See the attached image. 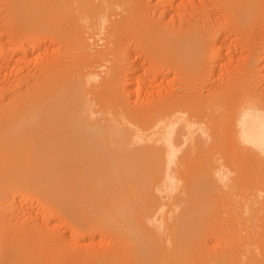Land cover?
I'll return each mask as SVG.
<instances>
[{
    "label": "bare ground",
    "instance_id": "bare-ground-1",
    "mask_svg": "<svg viewBox=\"0 0 264 264\" xmlns=\"http://www.w3.org/2000/svg\"><path fill=\"white\" fill-rule=\"evenodd\" d=\"M81 1L83 25L81 33L82 49L86 50V48L88 47H92L93 49L92 43H94L92 40L88 41L85 39V30H94L98 33L99 36L109 35L111 38L110 45H114V31L106 27V20L108 19L107 15H112L115 17L118 16L123 20L126 16L132 14L134 22L133 20H131L132 18H129L133 23H129L132 26H129L128 24L127 29L129 28L130 31H132L131 34L133 35V38H131V34L130 38L135 41L137 40V42L139 43L138 48L141 47L140 43L141 45H144V42H147V39L149 37H154L159 34L161 35H159L160 41L162 39V36L163 38L169 39H162L161 43L164 42L166 44L167 41L170 43V39L174 38V43H176L177 41H182L181 43L184 46L186 44H190L188 46H191L192 49L188 50L189 48H187V50L189 52L192 51V53H190L193 54V56H190L193 58V60L189 63V65H185L187 67L183 68L182 71L184 72V70H186L184 73L186 74V72L189 70H192L191 72L195 70L193 72L194 74L188 72L189 74H191L189 76H192V74L194 75V77L196 76L195 81H197V79L199 78H202H197V75H195L196 70H201L200 68L205 70L209 69L208 71L211 73L210 70L214 66V69L217 68L216 64L222 50L226 49L230 51L236 48L234 46H237V43L239 42L237 41V45H234V40H236L234 38H236V36H242L244 38L248 36L250 37V35H252L253 37V35H257V31H260L258 30L259 26H257L256 29L255 24L258 25L259 21L261 23V20L262 23L264 22L262 19L264 18V16L262 18L259 17L263 13L262 9H264V0H180L179 3L176 0V3H178L177 5L181 7L180 9H178L179 12L177 11V13L180 14L178 16H181V13H183V15L184 13L186 14V17L184 15V18H182L183 16L181 18L179 17V23L177 26L174 23L178 22V20H173V17L176 16L177 13L172 14V12H174L172 10L174 9L175 0L155 1V5L159 8L162 5V10L158 9L160 11L159 13L161 14L156 11L159 14V18H153V20H155L156 18L158 19L156 25L154 23H152L154 25L148 24L149 20L151 22L152 18L150 15L154 12L153 10H156L155 8H151L153 10L149 9L150 18H147V15L144 14V10L141 11L143 12L141 14V6L137 4L139 3V1L143 0H139L138 3L136 2L137 0ZM127 3H131L132 6H129V8L120 7V4H123L124 6ZM144 3L141 2V5L143 4V6H145L146 8L148 5H144ZM70 6L71 5L69 4L68 0H0V264H55L54 262L57 258L53 257H58L59 259H61V264L62 262L63 264H83L82 262L87 264H264V223L263 225L262 223H260L264 218L262 219V221H259V218L257 220L256 216H254V209L256 208H252V206L258 204V201L246 200L248 197L245 198V195L243 194L244 199L241 200H245L246 202H242L240 200L242 202V205L240 206V208L239 206L237 207V214L235 212L232 213V208H230L231 206H228L230 204L229 201L234 200L235 202V199H237L236 195L233 194V186L230 187L234 183V177L232 179L231 185L228 186L231 177L230 175L233 174L232 170H229L230 167L232 168V164L230 163L231 159L238 157V161L239 159L243 160L241 161L242 163L248 161L250 162V164H248L247 162L246 163L249 166L253 164L258 168L259 165H261L262 167V164L264 163V93L262 94L264 90L262 89V92L259 91L260 87L257 86L260 85V83H264V74L261 73L263 78L260 79L261 81L258 79L260 81L259 83L257 80L258 84L254 83L256 82L254 81V76L259 72V70L258 72L255 70L257 69L256 66L261 65L262 68H260L259 66L258 67L262 71L264 70V59H261L260 56V59H255V57L258 56L256 54H261V52L264 50V44L263 50L261 52L258 51V53H256V47H260V45L255 46L256 44L254 43L255 45L250 46L251 49L249 47H246L247 49H249L248 51L251 50L252 53H255V56H253L254 54H252L251 51L249 52L252 54L250 55L251 58L253 56L254 59L252 58L251 62H248L249 65L246 63L248 66H246L245 64V66L249 67L250 69H248V75L252 74L253 77H251V83L243 79V84L239 83L240 85H236L235 79L238 72L233 68L231 71H229L230 69H225V71H228L226 72V74H224L225 76L222 74L228 80H226V78L216 72L219 77L221 76L220 78L222 81H227L223 88L222 85H220L221 83L218 84V87L221 86L223 90L224 88H227V91L232 94L230 96H236L234 97L235 99L238 96L239 102L238 98L237 100H234V98L231 97V100L233 99L234 101H236V104L238 102L239 107L238 104L237 106L231 105L235 102H229L230 100L228 95H225V98L228 97V103L231 104L228 105V103H226V99V101L222 103L220 98H218L219 96L216 94L218 93L217 89L219 88L213 89L216 92L214 93V95L216 94L218 96H216V98H211L212 96L210 94L213 93V90L211 88L210 89L212 91L209 89L208 91L207 89H204V91H207L205 92V98L206 93L208 95V92L211 91L209 93L210 96H207L208 98H206L209 100L211 98V100H207L208 102H206L204 101L206 99L199 98L201 95V91L203 90V87L201 86L202 90L198 88L199 91H201L198 92L200 95L198 94L197 96L199 97L197 98L196 95H193L194 93L197 94V91L194 90L198 86L195 85V87L197 86L196 88H191L190 86V88L192 89L191 92L190 90L187 91L191 93L190 95L185 90L186 93L184 94V97L182 95L183 99H180L178 96L177 99L179 98V100H176V93L173 92V94L175 93V95L172 96L175 98V101L172 97L171 98L173 99V101H171V99H169L170 96L169 98L166 97L170 93H166V95H164L165 93H162V96L164 95L165 98L170 100L171 102L168 101V103L166 104V101L164 100L165 103H162V111H159L160 113H158L157 115H152L148 112L149 109L147 108V106H149V104H141L142 101L143 103H146V101L144 100H148L149 98L150 99L147 102L151 100V103L153 104V96L155 94L152 95V93H150L151 91L147 90L150 87V84L147 85L149 86L147 89L145 88L148 91L147 92L145 90V94H151V97L149 95V98H147L148 96L145 95V98H143L144 96H141L142 100L140 101V99H134L132 100L134 103H129L128 100L131 98L130 96H132L133 92H135L134 95L144 92L143 87H145L146 85H143V87L139 89V85H142V76L146 78H143L145 82L147 80V77L150 79L153 78L154 80L158 78L155 76V78L153 77V73L155 72H151L153 69L150 68L151 71H149L152 74H149L147 72V69L149 67L147 69H143L142 67L144 66H142L141 68L143 70L141 69V71L143 73L145 70V74L147 73L150 76L144 75V73H141V75H139L140 72L137 71L140 69H138L137 66H140V64L143 65V63L145 64L146 59L148 60L146 64L147 66L149 65V62H151V59H155V55L153 54V52L150 54L153 57H150V60L148 57L145 58V56H147L148 54L146 55L143 52L145 56L143 55V57H140L144 58L143 60L141 59L143 62L141 61V63L137 66L135 64L137 61L135 59L134 61H132L135 55H133V57L131 55L129 58L130 60H128L129 62L132 61L133 64H135V66L133 67L135 69L137 67V70H135L134 68H129L130 66L132 67V65H129L130 63L127 66L124 64L125 67L129 66L128 68L124 67V69H128L127 72L129 76H127V72L121 73V67L123 65H120V63H122V61L118 60L117 62L113 57L115 55L114 54L113 56H111V59L114 58L116 62L112 64L113 66L110 65V67L112 66V68H110L109 70L110 72H107L109 69L108 68L106 69L107 71L105 70L106 73L103 74L104 70L103 68L101 69L103 70L101 71L102 74L105 76L103 78L104 80L101 81L99 74L97 75L91 72H86L84 74L81 72L80 67H78L77 65H73L74 62H72V67L70 65L71 62L64 63V61L66 62V57L64 58L62 65L68 64L64 65L65 69L68 68L67 66H70L71 68L69 69V71L67 70L68 74L65 73L64 75V73H62V69L64 68L59 66V64L61 65V60L59 61L58 58L55 57L56 53L55 55H53L54 53H51L53 56H51L50 53L49 55L46 53V46L48 47L49 45H46L45 48H43V44L45 45L43 41L46 38L48 39L51 37H54V39H56L55 36L59 37L62 35L64 29L67 28V25H69V20L72 16V11L70 12ZM77 6H79V4ZM163 6L166 7L164 11ZM149 7H151V5ZM114 9L119 10V13L114 14ZM181 9L183 10V12L181 11ZM130 10L133 11L131 12ZM147 10L148 9H145L146 12ZM151 11L153 12L151 13ZM170 11L171 13H167ZM155 13L153 14V16H155ZM75 14L79 15L80 12H77ZM166 14H171L172 18L170 17L169 19ZM142 15H145L146 19H149L147 20L148 23H146L147 21L142 20ZM262 15H264V13ZM165 16L170 20L169 22L168 19H166L165 22L163 20L164 23L167 22V25L161 23L162 18H166ZM73 18L74 17H72L71 22H73ZM257 18H260L261 20H257ZM168 23H170L171 25H168ZM70 27H68V29H70ZM72 28L73 27H71V30H73ZM123 28L124 27H122V29ZM83 29L85 30L83 31ZM122 29H120L119 31H121ZM74 33H76V31ZM231 34L233 35V39L231 38ZM121 35H123L122 32ZM124 36L126 35H123L122 37ZM61 37L63 38V35ZM61 37H59V39ZM95 37L97 36L95 35ZM126 37L124 38L127 41L129 39V34L128 37ZM71 38L72 37H70L69 39ZM91 38L92 37H90V39ZM155 38H157V36L154 37V39ZM87 39L89 38L87 37ZM99 39L97 40V42H103V40ZM117 39L116 41L120 44L119 41H122V39ZM131 39L129 40L133 41ZM238 39L240 38H237V40ZM50 40H47L48 44H50ZM54 41L56 42L57 39ZM65 41L66 39L64 40V42ZM70 41L66 42L71 44ZM124 41L125 40L121 42L120 46L125 45L122 44L126 42ZM260 41L259 43H261ZM59 42H57V44ZM66 42L62 43L65 44V47L68 44ZM74 43H77V41H75ZM79 43H77L78 45H73V47L79 46ZM154 43L155 46L158 44L156 42ZM174 43V48L175 46L181 45V43H176L177 45ZM57 44L52 45L53 49L51 48V45L49 46L50 48H48L54 51V48H56V46L58 47L59 45ZM134 44L135 42L132 44V46H134ZM147 44H149V42ZM165 44H158V46H160V48L164 47L162 49L168 50V47L170 48L171 46L166 44L168 46L166 48ZM70 46L72 45H67L68 48H70ZM96 46H98L97 43ZM150 46L152 45H149V47ZM144 47H142V50H144ZM60 48H58L61 50V52L59 51V54L62 55V49L64 48ZM49 49L47 50L49 51ZM65 49L67 50V52L69 51V53L70 50H74L73 52H71V57L67 56L68 58H70L69 60L72 59V53L74 52V55H76V57L77 55L81 54L80 56H82V53H86H80L79 51H77L78 54H76L74 48L70 50H68L67 48ZM105 49H108V47ZM109 49L111 50V48ZM114 49L116 50L115 47ZM122 49L123 51H121ZM134 49L132 51V49L130 48L133 53L137 51L136 49L134 51ZM148 49L151 48H147V50ZM158 49L156 48V51L162 53L158 54V52H156V59L154 63H156L157 59L161 62L163 61V59L165 60V58L160 60L161 56L166 57V60L168 59L167 63L168 61H178L179 58L182 59L184 58V56H188L187 53L186 55H184V52L181 51L183 54L178 52V50H180L181 48H175L177 49L176 51L178 53L176 55H183L182 57L176 56V58L173 57L176 53L175 49H172V54L170 49L169 52H165L164 50L161 51L162 49ZM112 50L111 52L114 51ZM121 50L119 51V54L120 52L123 53L124 50H126L125 52H127L128 48H121ZM153 50L154 49H152V51ZM65 52V55H69V53L66 54ZM97 52H95V54ZM101 52L103 54V51ZM163 53L165 54V56L162 55ZM34 54H39L36 55V58L38 56L37 59L33 58V60L36 61H32L31 58H28V56L30 55H32L33 57ZM59 54H57V56H59ZM127 54L128 53H125L123 56H125L126 58L131 53L128 55ZM157 54L160 57L157 56ZM91 55L93 56V53H91ZM120 55L122 58V54ZM137 55L138 54H136V56ZM86 56H88V54ZM76 57L74 60L77 61L79 58L76 59ZM170 57L172 59L169 60ZM26 58L31 60L32 65L34 64L35 68L31 66V68H34L33 71H28L27 69L25 71L21 67V69L19 68L18 63L26 61ZM61 58L62 56L59 59ZM262 58H264V56ZM73 59L72 61H74ZM101 59V61H104L103 59H105V57ZM83 60H85V57L83 58ZM108 60H106V62ZM114 60L109 61L113 62ZM220 60L221 58L219 59V61ZM237 60H235V62ZM92 61H90V64H92ZM193 61L196 63V65L195 63H193ZM126 62L128 61L126 60ZM28 63L30 64L29 61ZM99 63L103 64V62L100 61ZM177 63H184V61H178ZM177 63L176 65H178ZM27 64L26 66L29 65ZM87 64L89 65V63ZM98 64L96 63V65ZM159 64L162 67V64L160 62ZM190 64L192 65V67L195 65L197 69H189V66L191 67ZM78 65H80V62L78 63ZM107 65L108 63L106 64V66ZM146 65L145 68L147 67ZM165 65L166 66L163 67L164 69L165 67L168 68V66H170L173 70L175 68V64L174 66L171 64L167 66V64L165 63ZM210 65H213L211 69ZM226 65L228 67V64ZM237 65L238 64H236L234 68H236ZM24 66L22 65V67ZM99 66H95L94 68H97ZM153 67L154 65L152 66V68ZM31 68L29 65V69ZM163 68L162 70L158 69L159 72L162 71L160 74L164 73ZM83 69L89 70L86 66ZM154 69L156 70V68ZM214 69H212V71L215 73ZM218 69L219 70L216 69V71L224 73L223 70H221L220 68ZM85 70H83V72ZM129 70H134L133 72H136V74L138 73V75L141 77L137 75L139 78H135L137 76L133 75V73L129 74ZM93 71L95 72V70ZM208 71L206 72V74L204 71V74L207 76V78H210V75L212 73L210 74ZM166 72L168 71L166 70ZM183 72L180 73L182 76ZM160 74L155 75L159 76ZM196 74L199 75V71H197ZM122 75L127 77L124 79ZM205 75L203 77H205ZM130 76H135L133 83L138 88L136 86L134 87L133 83L130 82L133 80V78ZM200 76L202 75L200 74ZM214 76L216 75L214 74ZM262 76H260V78ZM120 77L123 78L125 83L123 84L122 80V82L119 81L118 83L120 84V87L117 84L113 85L115 80H121ZM219 77H215L213 79L217 80L216 82H218ZM222 77L224 78V80ZM161 78L165 79L167 77ZM181 78H183V80L187 78L186 80L189 81L188 79L191 80L193 77L189 78L185 77L184 75ZM211 78L210 82L212 83ZM246 78L249 79V77ZM204 80L205 84L207 85L206 79ZM221 80L219 82H222ZM239 80L241 81L242 79H237L238 82ZM129 82L133 86L128 85L130 86L128 88L127 84H129ZM201 82V85H204L203 78ZM121 83L123 85H126V88H128L127 91L124 92L126 88L123 87V89H125L124 91L122 90V93L127 94L130 88L137 89V91L132 90L133 92H131V95L120 94L118 91L120 90L121 92V89H119L121 88ZM148 83L151 82L148 81ZM213 83H215L214 80ZM93 84H97V87L95 85V87H92ZM216 85L217 83L214 84L215 88L217 87ZM117 86L119 87L117 88L118 91L117 89L113 90V87L116 88ZM222 89L219 90L222 91ZM115 90L118 92V94H116L117 92ZM138 90H140V92ZM113 91H115V93ZM180 91L182 92V89ZM192 91H194L193 94ZM228 92L226 93L228 94ZM111 93H114L116 95L111 96ZM219 94H221L220 96L223 95V97L221 98L224 99V94L220 93V91ZM186 95L189 96L188 98L193 95L192 98L194 100H192L191 98L189 100L185 97ZM128 96L130 97L129 99ZM159 96H161V93L155 96L156 98L154 101H159V106H161L160 100L162 99V96L158 99ZM165 98L163 97V99ZM197 99H201L200 102L203 99L204 103H199V100L197 101ZM221 103L222 105L225 103V105L221 107ZM96 104L98 106L102 104V106H100L101 110L103 109V107L106 109L104 118L97 117L99 112L96 113V111H92V106ZM226 105L227 107L229 106V109L231 107H233V109L237 107L238 110L234 109L235 111H233L232 113H228L230 112V110L228 109L229 111H226L227 108H223ZM154 106H156V108ZM154 106H151V110L153 108L155 112L158 111L156 109L159 106L156 104H154ZM220 107L225 110L224 111L222 109L224 113L223 115L225 116L224 118H222L223 116H216V112L218 111V109L220 110ZM225 112L227 114H225ZM222 133H226L231 138L230 142L228 137V142L230 143V145L232 144V147L234 149H237V151H239V149H244L246 152H235L236 150H231L233 148H231V146L229 147V145V154H226V152H224V148L223 151L219 149L220 142L221 144H224V142L222 143V141H220V137L223 136L221 135ZM224 141H227L226 138ZM228 142L224 145L226 146ZM230 150L233 152V156L235 152V157L232 158ZM181 153L183 156H181ZM188 158L189 160L191 159V162L195 158L194 160L197 166V169H195L196 171L189 172L190 175L186 173V171H183L187 169V167H185L186 164H188L187 162H189L190 164V161H187ZM185 159L187 160L185 161ZM224 161L225 163L228 161V163L231 164L229 165V168H227V166L224 164ZM242 163L240 164L242 165ZM234 164H236L234 166H237L236 162ZM194 166L195 165H191V167L193 168ZM249 166L248 169H250ZM252 170L254 169L252 168ZM240 171L241 170H239V173ZM235 172L237 173V171H234V174H236ZM256 172H254L256 181H253L254 178H252L253 183L258 182L256 178ZM193 173H196V175L194 174L195 176H191V174ZM247 174H249L248 171ZM247 174H245L244 172L243 176H247ZM249 175L245 177L246 180L241 179L242 181H247L246 184L252 183L251 180H248ZM261 176L264 177V175L262 174ZM55 177L60 185L59 194L56 195V201L58 202L50 203L49 206H52L53 204V206L59 207L66 214L75 213V215L78 217L77 219L79 220V223L84 227V233L82 231H79L74 226H69V230H65L64 232L61 231L60 226L66 223L63 222L64 220H61V217L50 211L51 209L48 207V205H46V203L44 204V202L41 203L38 201V210H36L32 205V201L36 196L46 198L42 188V184L45 180ZM190 177L193 178L188 181ZM239 177L238 179L240 180ZM40 180L43 181L41 183H38V181L40 182ZM262 184L260 181L259 185ZM250 186L251 184L249 185V187ZM253 187H256L255 183ZM259 187L257 186L256 190H258ZM243 188L245 187L243 186ZM254 188L253 191H255L256 193L257 191ZM245 189L243 191H245ZM248 190L250 191V189ZM248 190L245 192H248ZM263 191L264 190H262V192ZM251 194L253 195V192H251ZM256 194H254L253 196H255ZM259 194H261V191H259ZM247 195L250 194L248 193ZM225 201L229 204H226ZM237 201V204L238 202L240 203V201ZM191 203L194 204L195 209H188ZM76 204H78L79 207L81 206V209H78L79 211L76 209ZM235 204L232 203V206H234ZM236 206H234L233 208H235ZM18 207H21L20 210L24 208L26 212L24 210L23 212L26 213V216L29 217V219L31 218L34 220L33 226L31 228L24 226V224L18 228L11 227V225L7 224L6 213L8 215V212H15ZM191 210H193V213H191V215L195 214V216L193 215V217L196 218L195 219L192 217V219L198 221L197 224L200 225L199 228H195V230L194 228L189 229L194 227L192 225L196 222L192 221L193 223L191 222L190 224H188V221H191L188 218V214L191 212ZM187 211H189V213ZM182 212L184 213V215L182 214ZM38 213L41 214V217H37ZM262 213L258 214L260 215ZM222 216H230V221L224 223L225 221H228L229 218L226 217L228 220L226 218L225 220L224 217L222 218ZM22 217V219H24L25 216ZM222 219H224L225 221H223ZM243 219H245V221ZM184 222L186 224H184ZM50 223H53V225L51 226ZM204 223L205 226H203ZM206 223H211L212 230L209 229L210 231L208 230V233L202 232L204 234L199 232V234L206 236V234L208 235L209 232L215 231L219 235L221 234V237L222 235H224L225 237H223L227 239L220 238L219 241H223L225 242V244L228 243V248L225 247L224 249H222L224 246L222 247V244L218 242L220 246L219 247L218 244H216L217 237L216 239H214L215 237L213 238V240L216 241V246L215 244H211L210 240H208L210 244L208 241H204L206 240V237H213V235L215 236V234L217 233H212V235L209 234L206 237L204 236V240L202 239L204 242H202V244H199L202 240H199L200 236L195 231H200L198 229H202L203 231L204 229L205 232H207ZM244 224H246L245 229H243ZM196 225L195 227H197ZM202 226L204 228H202ZM208 227L210 228V226ZM183 230H186L188 234L186 233V231L184 232L186 234H183ZM188 230L192 232V234L188 232ZM45 231L47 232V234L51 233V235L49 234L51 238H49L47 234H45ZM218 234L217 236L219 237ZM192 235H198L199 237H197L199 239L195 240L196 237ZM95 236L96 238L97 236H99L101 240L103 239L102 242L106 237V244L111 238L112 240L110 239L109 241L113 242V247L109 246V248L111 247L110 250H107L108 248H104L105 252L103 251V249H101V251L103 252L96 251L95 253H93L94 251L91 250L92 253L90 254L88 251H86V248L84 253L86 252L88 254H82L83 256L81 257V262H79L80 257L76 256H80L83 251L79 249L82 251H78L80 252V254L76 251L77 244H75L76 242L74 243V240H93L92 243H94V240L96 239ZM107 236L110 238H108ZM190 236L191 238H188ZM53 237L55 238V242L51 240L53 239ZM212 237L210 238L213 243ZM41 239L43 240L41 241ZM48 239L51 241H49ZM46 240H48L47 242L54 243V246L53 244L49 243L48 247L50 248H48ZM71 242L74 244L75 250ZM65 243H70L68 244L69 247L72 245V248L70 247V249H73L77 253L75 254L73 250V252H70L71 250L69 251L68 246H65ZM205 243H207V246H210L209 248L213 247L212 251L211 249L206 250L202 248ZM198 244L202 245L200 247L202 251H211H208L209 255H212L211 257L209 256L210 258L208 257L209 259H207L206 256L205 258L203 257L204 259H202V256H204V254L207 252H197L199 251L196 249L199 248ZM50 245H52L54 248ZM217 246L219 248H217ZM79 247L81 248L82 246L79 245L78 248ZM214 248H217L215 249V251L217 250L216 252L213 251ZM220 248L223 251H219ZM192 250L193 252L196 251L194 253H199L198 255H200L201 253L203 254H201L202 256L198 257L200 258L199 261H197V258H195L197 254L194 256ZM62 251H66V255H68V251L70 253L69 255L73 253V255H76L75 257H73L78 258V260L74 259L72 260L73 262H71L70 259L72 258L70 257L72 256L66 257L65 255H63L64 252ZM59 256H62L64 259H62V257L60 258ZM64 256L66 258H69L70 263L65 261ZM51 259L53 260V262H51Z\"/></svg>",
    "mask_w": 264,
    "mask_h": 264
},
{
    "label": "rangeland",
    "instance_id": "rangeland-1",
    "mask_svg": "<svg viewBox=\"0 0 264 264\" xmlns=\"http://www.w3.org/2000/svg\"><path fill=\"white\" fill-rule=\"evenodd\" d=\"M76 1H77V0H68L69 4L71 5V6H70V12L72 11V12H71L72 16L70 17L69 25H67V28H65L64 31H63V33H62L63 38L61 37L62 35L59 36V37L62 38V39L60 38V39H61V40H60L58 36H55V35H54V36L56 37V39H57L56 42L54 41V40H56V39H54V37H53V38L51 37V38H48V39L46 38V39L44 40L45 42L43 41V43H45V45L42 43V44H43V48H45L46 45H49V46L51 45V48H52V45L57 44V42H59V41L61 42V44H60V42L58 43L59 45L57 44L58 47L55 45L56 48H54V49L57 50V51H55V50L53 51V50L49 49V48H50L49 46H48L49 48L46 46L45 51H47L46 53H47L48 55H49V53H50L51 56L55 55V53H56L55 57H57L59 61L61 60V61H60V62H61V65L58 63L59 66H61V67L64 68V69L60 68V69L63 70L62 73H64V75H65V73L68 74L69 69L72 67V62H74L73 65H77L78 67H80L81 72L84 73V74H85L86 72H91V73H94V74H97V75L99 74V75H100V76H99V77H100V81H101V80H104L103 78H104L105 76H104L103 74L106 73V71H107L106 69L109 68L107 72H110L109 70H110V68H112V66H113L112 64H113L114 62H116V61L118 62V60H119V61H122V63H120V65H121V64L123 65V66L121 67V69H122L121 73H125V72H127V70H128V69H124L125 65L127 66V65L130 63L129 65H132V67H131V66H130V67L128 66V67L133 69V68H134L133 66H135V64H136V66H137V65H139V64L141 63V61L144 59V58H140V57H143V55H144L143 52H144L146 55L148 54L147 56H145V55H144V56H145V58L148 57L149 60L151 59L150 57H152L150 54L153 52V54L155 55L154 57H155V59H156V52H158V51H156V48H157V49H158V47H159V49L164 48V47H161V48H160V46H158V44H160V45H161V44H165L164 42L161 43V42H162V39H164V40H169V39H167V38H163V36H162V39H161V41H160V40H159V38H160V36H161L160 34H159L160 36H159V35H156L157 38H155V39H154V37H156V36H154V37L151 36V37H149V38L147 39V40H148L147 42H144V45H141V43H140V46H141V47L138 48L139 43L137 42V40L135 41V40L131 39V38H133V35L131 34L132 31H130L129 28L127 29L128 24H129V23L131 24V23L134 22V18H133V16H132V14L129 15V16H126L123 20H122L121 18H119L118 16L115 17V16H112V15H110V16L107 15L108 19L106 20V25H107L106 27H108V28H110L111 30L114 31V32H113V31H112V32L114 33V45H115V46H114V45H110V43H111V41H110L111 38H110L109 35L99 36L98 33H97L96 31H94V30H87V31H86L85 29H83V31L85 30V31H84V33H85L84 37L86 36L85 39L88 40V41H91V40H92V41L94 42V43H92V45H93V49H92V47H90L91 49L88 47V44H90V43H88V44H87V47H88V48H86V50H84V49H82V44H81V43H82V38H81V37H82V34H81V33H82V26H83V25H82V9H81V7H82V6H81V5H82L81 2H82V1H81V0H78L77 2H76ZM138 1H139V0H137L136 2L138 3ZM150 1H151V2H150ZM155 1H158V0H149V1L143 0V1H139V3L137 4V5L141 6V7H140V9H141L140 12L144 10V12H145L144 14L147 15V18H150V16H151L152 19H151V22H150L149 19H146V16H145V15H142V16H143V17H142V20H143V21H147V20H149V23H148V21L146 22V23H148L149 25H151L152 23H154V24L156 25L158 19L156 18L155 20H153V18H155V17H158V18H159V14H161V13H159V12H160L159 10H162V7H161L162 5H161L160 8H159L158 6L155 5V4H156ZM177 1H178V3L180 2V0H177ZM177 1L175 0V3H176ZM141 2H142V3L146 2V3H144V5H146V6L148 5V6H147L148 8H147V7L145 8V6H143V4L141 5ZM152 3H153V4H152ZM175 3H174V9L172 10V11H174V12H172V14H173V13L176 14L177 11H178V9L181 8V7H179V6L177 5L178 3H176V4H175ZM78 4H79V6H77ZM74 5H75V6H74ZM120 5H121V6H120ZM120 5H119L120 7H124V8H127V7L129 8V6H132L131 3H127V4H125L124 6H123V4H120ZM150 5H151V7H149ZM153 5H154V6H153ZM176 5H177V6H176ZM157 7H158V8H157ZM79 8H80V9H79ZM143 8L148 9L147 12H146L145 9H143ZM151 8H155L156 10H153V9H151ZM165 8H166V7L163 6V11L165 10ZM176 8H177V9H176ZM149 9H151V10L154 11V12L151 11V13H152V12H153V13H152L150 16H149V14H150ZM158 9H159V10H158ZM262 10H263L262 12L264 13V9H262ZM76 11H77V12H80V14H79V15H78V14H75V13H77ZM130 11L132 12L133 10H130ZM156 11H157L159 14H158ZM181 11L183 12L182 9H181ZM73 12H75V13H73ZM155 12H156L157 14H156ZM178 12H179V11H178ZM115 13L118 14V13H119V10L114 9V14H115ZM142 13H143V12H141V14H142ZM154 13H155V16H153ZM167 13H171V11H170V12H167ZM263 13H262V14H263ZM141 14H140V16H141ZM175 14H174V15H175ZM262 14H261V15H262ZM168 15H169V16H168ZM168 15L166 14V16H167L169 19H170V17L172 18V15H171V14H168ZM178 15H180V14L177 13L176 16L173 17V20H174V21H177V20H178V22L174 23V24H176V26H177L178 23H179V17L181 18V17L183 16L182 18H184V15H185V17H186V14H185V13H184V15H183V13H181V16H178ZM261 15L259 16L260 18H262V17L264 16V15H262V16H261ZM130 16H131V17H130ZM166 16H165V17H166ZM177 16H178V18H177ZM72 17H74V18H73L74 20H72L73 22H71ZM167 17H166L165 19L162 18V20H161V23H162V24L165 22L166 19H168ZM127 18H128V19H127ZM129 18H132L131 20H133V22H131V20H130ZM143 18H144V19H143ZM176 18H177V19H176ZM260 18H259V19L257 18V20H261ZM169 19H168V22L170 21ZM262 19H263V21H264V18H262ZM124 20H126V21H124ZM163 20H164V22H163ZM152 21H154V22H152ZM124 22H125V23H124ZM127 22H128V23H127ZM256 22H257V21H256ZM256 22H255V23H256ZM71 23H72V24H71ZM257 23H258V22H257ZM117 24H118V25H117ZM124 24H125V25H124ZM130 24H129V26H132V25H130ZM154 24H152V25H154ZM169 24H170V23H168V25H169ZM262 24H263V25H262ZM121 25H123V26H121ZM164 25H167V22L164 23ZM170 25H171V24H170ZM255 25H256V29H257V26H259V27H258V28H259L258 30H260V31H257V35H258V36H261V37H258L256 34L253 35V37H252V35H250V37L248 36V37H244V38H243L242 36H236V38H234V39H236V40H234L235 43H234V41H233L234 45L237 43V41H239V42L237 43L238 45L236 44L237 46H234V47H236V48H235V49H232V50H230V51H229V50H226V49H223L222 52L220 53V54L223 55V56H221V55L219 56L218 61H217V64H216V67H217L216 69L219 70L218 68H220L221 70L224 71V73H220V72L216 71V69H214L215 66L213 67V65H212V66L210 65V69L213 67L212 69L215 70V73L212 71V69L210 70L212 74L208 71L209 69H207L206 67H205V68H206L207 70L202 69V68H200L201 70H199V69L196 70V73H197V71H199V75L196 74V73H195V75H197V78H199V77H202V78H203L204 85H201V83H203V82H201V81H202V78H199V79H197V81H195V79H196L195 77H196V76L194 77V75H193L194 73H193V72L195 71L194 69H197V68H196V66H195L196 63H195L194 61H193V63H195V65L193 66L194 68L192 67L191 64H190L191 67L189 66V69H193V70H194L193 72H191L192 70H191V71L189 70V71L186 72V74H184L186 70H184V72L182 71L183 68H186V67H187V66H185V65H189V63L193 60V58L191 57V56H193V54H191L192 51H190L191 53L188 51V50H191V49H192L191 46H190V47L188 46V45H190V44H186V45L184 46V45L181 43L182 41H179V42L177 41V42H176V43H179V44L181 43V45H178L179 47H178V46H175V48H177V49H180V48H181L180 50H178V52H180L181 54H183L182 52H184V55H186V53H187L188 56H184V58H182V59H184V60H182L181 58H179V60H178L179 62H180V61H182V62L184 61V63H180L181 65H180L179 63H177V62H178L177 60H174V61H177V62H174L173 60H171V61H173V62L168 61V63L171 62V63H169V64H171V65H173V66H174V64H175V66H174V67H175L174 70L171 69L170 66H168V65H169V64L167 63V60H168V59L166 60V57H162V56H161V58H160V60L163 59V58H165V60L163 59L164 63H163V61L161 62V61H159L158 59H157L158 61L156 60V63H154V62H155V59H154V60L151 59V62H149V65H148V66L146 65L147 62H148V60L146 59V60H145V61H146L145 64L143 63V65L140 64V66H137L138 69L140 68L139 70H137V67H136V69L134 68L135 70H137L138 72H140L139 75H141V73H142V71H141L142 68H143V69H147L148 67H149L148 69H150V68L153 69L152 71H151V69H150V70L147 69V72H148L149 74H152L153 71H155L154 73H155L156 75H157V74H160L162 71L159 72V70H162V68H163L164 66H166L165 63H166L167 66H168V68L165 67V69L167 68L166 70H167L168 72H166V70L163 68V70H164V71H163V72H164L163 74H160L159 76H156V75L153 73V77H154V76H155V77H158L156 80H154L153 78L150 79V78H148V77L146 76V77H147V80H146V82H145L144 79H143V78H145L144 76L141 77V76L138 75V73L136 74V72H133L134 70H133V71L129 70V72H130L129 74H132V73H133V75H135V76L138 75L139 77L142 78V79L140 78L141 81H142V85H139V86H140L139 89H141V87H143V85H146V86L143 87L144 90L142 89L144 92H141V93H140V94H142V95H140L139 93H137V94L134 95L135 92H133V91H135V90L137 91V89H132V88H130L131 90L129 89V92H127V94H128V95H131V92H133V93H132V96H130L131 98L128 96V99L130 98V99L128 100V102H129V103H132V102H133L132 100H134V99H136V100H139V99H140V101H141V100H142V97H143L144 95H145V96H148V95H149V94H148V95L145 94V92H146L147 90L151 91L150 93H152V95L155 94V95L153 96V97H154V100H155V98H156L155 96L159 95L160 93H161V96H162V93H163V94L165 93L164 95H166V93H170V94L172 93L171 95H170V94H169V95L167 94L168 96H166V97H168V98H169V96H170L169 99H171V101H173L172 98H174L172 95H175V93H176V95H177L178 93L181 94V93L183 92V90H184V92H183L181 95H179V94H178L177 96L175 95L176 100H179V98H180V99H183L184 94H185L187 91H189V90H190V92H191V90H192L191 88H193V87H195V85H197L198 87L196 86L197 88L195 87L196 89H195V90L193 89L194 91H197V94H195L194 91H192V94L194 93L193 95H196V96H197V95L199 94L198 92H200V91L202 90L201 88L203 87V90L201 91V95L199 94L200 97L197 96V98L199 97V98H204V99H206V98H208L207 96H210V95L212 96L211 98H216V96L218 95L219 97H218V96H217V97L220 98L221 102L223 103V102H225V101L227 100V98L229 97V100H230V101L227 100L226 103H228V101H229V102L233 101V102H231V103H234V102H235L234 104L228 103V105L231 104L232 106H235V105L237 106V104H238V107H239V103H238V102H239V98H238V96H237V98H238V102H237V104H236V101H234V100H237V98H236V99L234 98V97H236V96H233V97L230 96V95H232V94L229 93V92L227 91V88H224V90L222 89V88L225 86V84H226L227 81H226V82H225V81H222L221 78H220L221 76L219 77L218 74H216V72L219 73V74H221V75H222V74L224 75V74H226V72H228V71H225V69H226V70H227V69H228V70L230 69L229 71H231L232 68H233V69H236L237 72H238L237 75H236V79H235V83H236V85H238L239 83H240V84H243V81H244V80H247V81H249V83H251L253 77H252V74H250V73H249L250 75H248V69H249V67H246V66L249 65V63L251 62L253 56H255V53H254V52L252 53V51L250 50L251 53L254 54V55L252 56V58H251L250 55H252V54L249 53L250 51H248L249 49H247V48L249 47V48L251 49L250 46H251V45L253 46V45H255V44H256L255 46L260 45L261 48H260L259 46L256 47V48H257V50H256L257 52H256V53H258V51L261 52V51L263 50V44H264V43H263V42H264V41H263V40H264V31H263V30H264V22L262 23V20H261V23H260V21H259L258 25H257V24H255ZM70 26L73 27V28H72L73 30H71V27H70ZM77 26H78V27H77ZM125 26H126V27H125ZM68 27H70V29H68ZM120 27H121V28H120ZM122 27H124L125 29H124V28L122 29ZM260 27H261V28H260ZM79 28H80V29H79ZM120 29H122V30L119 31ZM67 30H68V31H67ZM128 30H129V32H128ZM75 31H76V33H74ZM125 31H126V32H125ZM66 32H67V33H66ZM68 32H69L70 34H69ZM115 32H116V35H115ZM121 32H122L123 35H126L127 37H128V34H129V37H128V38L131 39V40H133V41H130L129 39L126 41V39L124 38V37H126V36L122 37L123 35H121ZM73 33H74V34H73ZM92 33H93V34H92ZM127 33H128V34H127ZM66 34H67V36H66ZM71 34H72V35H71ZM94 34H95L97 37H95ZM105 34H106V33H105ZM130 34L132 35L131 38H130ZM78 35H79V36H78ZM91 35H92V36H91ZM231 35H232V34H231ZM231 35H230V36H231ZM68 36H69V37H68ZM230 36H229V37H230ZM57 37H58V38H57ZM70 37H72V38L69 39ZM73 37H74V38H73ZM87 37H88L89 39H87ZM90 37H92V38L90 39ZM98 37H99L100 39H99ZM116 37H117L118 39H117ZM127 37H126V38H127ZM166 37H167V36H166ZM254 37H255V39H254ZM256 37H257V38H256ZM64 38L66 39V41H70V40H71V41H70L71 44H69L68 42L65 41L66 43H68L67 45H72V46H70V48H68L69 46L67 47V45H66V47H65V44H62V43H65V42H64V40H65ZM94 38H95V39H94ZM115 38H116L117 40H121V39H122V41H119L120 44H121V42H123V40H125V41L128 42V43H126V42L124 41L125 43H122V44H125V45H121V46H122V47H121L120 44L116 41ZM151 38H152L153 40H152ZM168 38H171V37H168ZM231 38L233 39V35H232ZM231 38H230V39H231ZM237 38H240V39L237 40ZM250 38H251V39H250ZM50 39H51V40H50ZM58 39H59V41H58ZM98 39H99V40H103V42H100V41L97 42ZM157 39H158V40H157ZM253 39H254V40H253ZM256 39H257L258 41H257ZM47 40H50V41H49L50 44H48ZM52 40H53V42H52ZM74 40L77 41V43L80 42V43H79V46H76V47L74 46V47H73V45H75V44L78 45L77 43H74V42H75ZM154 40H155V41H154ZM172 40H173V41H172ZM227 40H228V39H227ZM240 40H241V41H240ZM247 40H248V42H247ZM252 40H253V41H252ZM260 40H262V41H260ZM73 41H74V42H73ZM105 41H106V42H105ZM129 41H130V43H129ZM243 41H244V43H243ZM259 41H260L261 43H259ZM107 42H108V44H107ZM116 42H117V43H116ZM132 42H133V43L135 42L134 46H136V47L132 46V44H133ZM148 42H149V44H147ZM154 42H156V43H158V44L155 46V43H154ZM174 42H175V41H174V38H171V39H170V43L167 41L166 44H168L169 46H171L170 48H172V46H173L172 49H175V48H174V45H173ZM225 42H228V41H225ZM249 42H250V43H249ZM51 43H52V44H51ZM53 43H54V44H53ZM96 43H97L98 46H96ZM136 43H138V44H136ZM150 43H151V44H150ZM153 43H154V44H153ZM176 43H174V44H176ZM245 43H246V44H245ZM254 43H255V44H254ZM100 44H101V45H100ZM130 44H131V45H130ZM166 44H165V45H166ZM170 44H171V45H170ZM184 44H185V43H184ZM247 44H248V45H247ZM249 44H250V45H249ZM94 45H95V46H94ZM99 45H100V46H99ZM102 45H104V46H102ZM116 45H117V46H116ZM127 45H128V47H127ZM147 45H148V46H147ZM149 45H152V46H154V47H152V46L149 47ZM176 45H177V44H176ZM240 45H241V46H240ZM244 45H245V46H244ZM246 45H247V46H246ZM261 45H262V46H261ZM101 46H102V47H101ZM109 46H110V47H109ZM113 46L116 48L117 51L114 49ZM118 46H119L120 48H119ZM125 46H126V47H125ZM129 46H130V48L132 49V51H133L134 48H135L137 51L141 48V49L139 50L140 52H139V51H138V52L136 51V52L133 53V52L130 50ZM131 46H132V47H131ZM144 46H145V47H144ZM162 46H163V45H162ZM242 46H243V47H242ZM255 46H254V47H255ZM53 47H54V46H53ZM60 47H62V48L65 47V48H67L68 50L74 48L75 51H76V54H78L77 51H79L80 53H82V52H86V53L88 54V56H86V55H87L86 53H84V54L82 53L83 58L85 57V60H83L82 56H80V55H81L80 53H79L80 55H77V57H76V55H74V54H75V52H74V53H72V54H73V57L75 56L76 59H78L79 56H80V58L76 61V60H74L75 57H74V59H73V57H72V59L74 60V61H72V59L69 60L70 58H68V57H69V56L71 57V52H73L74 50H72V51L70 50V53H69V51L67 52V50L64 48V49H62V51H63V52H62V55H60V54H59V51L61 52V50H60L61 48H60ZM71 47H72V48H71ZM107 47H108V49L111 48V50H112V48H113L114 51L112 50L113 52H111L110 49H109L110 51H109L108 49H105V48H107ZM142 47H144V50H142V49H143ZM167 47H168V46L166 45V48H167ZM241 47H242V48H241ZM246 47H247V48H246ZM58 48H60V49H58ZM78 48H79V49H78ZM102 48H103L104 50H103ZM121 48H124V49H127V48H128V50H130V51L127 50V52H125L126 50H124V52H123L124 54H125V53H128V54L131 53L130 55L127 54L129 57L126 55L128 58H127V57L125 58V56H123L124 54H123L122 52H120V54H122V56H123V57L121 58V55L119 54V51L121 50ZM147 48H151V49H148V50H147ZM170 48L168 47V50H167V49H166V50H165V49H162L161 51L164 50L165 52H167V51L169 52V49H170ZM187 48H189V49L187 50ZM244 48H245V49H244ZM252 48H253V47H252ZM258 48H259V49H258ZM47 49H49V51H48ZM52 49H53V48H52ZM87 49H88V50H87ZM97 49H99V50H97ZM119 49H120V50H119ZM135 49H134V51H135ZM152 49H154V50L152 51ZM159 49H158V50H159ZM172 49H170V50H171V54H172ZM177 49H175V52H176V53H175V55L173 56V57H175V58H176V56H179V55H176V54H178L177 51H176ZM243 49H244V50H243ZM91 50H92V51H91ZM146 50H147L148 52H147ZM43 51H44V50H43ZM65 51H66V52H65ZM97 51H98V52H97ZM101 51H103V54H104V55L102 54ZM121 51H123V49H122ZM149 51H150V52H149ZM181 51H182V52H181ZM207 51H208V50H207ZM223 51H224V52H223ZM227 51H229V52H227ZM263 51H264V50H263ZM263 51H262V52H263ZM64 52H65L66 54L69 53V55H65ZM95 52H97V53H96L97 55L95 54ZM105 52H106V53H105ZM114 52H115V53H114ZM141 52H142V53H141ZM262 52H261V54H260V53L256 54V55H258V56L255 57V59H256V58H257V59H260L259 56L261 57V59H264V58H262V57L264 56V52H263V53H262ZM41 53H42V52H41ZM41 53H40V54H41ZM44 53H45V52H44ZM51 53H54V54L52 55ZM89 53H90V54H89ZM91 53H93V56L91 55ZM110 53H113V54H110ZM135 53L138 54V55L136 56ZM139 53H140V54H139ZM161 53H162V52H161ZM161 53L158 52V54H161ZM180 53H179V54H180ZM228 53H229L230 55H229ZM237 53H238V54H237ZM42 54H43V53H42ZM57 54H59V56H57ZM85 54H86V55H85ZM106 54H107V55H106ZM108 54H109V55H108ZM114 54H115V55H114ZM116 54H117L118 57L116 56ZM118 54H119V55H118ZM153 54H152V55H153ZM158 54H157V56H159ZM227 54H228V55H227ZM36 55H39V54H36ZM36 55L34 54L33 57H32V55H30L31 57L28 56V58H31L32 61H36V60H33V58H35V59L38 58V56H37V58H36ZM84 55H85V56H84ZM94 55H95V56H94ZM113 55H114V56H113ZM131 55H132V57H133V55H135V57H134L133 60H132V61H134V59H135V60L137 61L135 64H133L132 61L129 62V60H130L129 58H130ZM139 55H140V56H139ZM141 55H142V56H141ZM162 55L165 56L164 53H163ZM166 55H168V54H166ZM190 55H191V56H190ZM225 55H226V56H225ZM61 56H62V58L59 59ZM67 56H68V57H67ZM91 56H92V57H91ZM97 56H98V57H97ZM99 56H100V57H99ZM102 56H103V57H102ZM111 56H113V57L116 59V61L114 60V58L111 59V58H112ZM115 56H116L117 58H116ZM119 56H120V57H119ZM170 56H171V55H170ZM182 56H183V55H182ZM182 56L180 55L179 57H182ZM227 56H228V58H227ZM65 57H66V58H65ZM86 57H87V58H86ZM88 57H89V58H88ZM104 57H105L106 60L109 59V60H114V61L112 62V61H109V60H108L109 62H108V61L106 62L105 59H103L104 61H101V60H102L101 58H104ZM106 57H110V58H106ZM159 57H160V56H159ZM168 57H169V56H168ZM187 57H188V58H187ZM240 57H241V58H240ZM245 57H246V58H245ZM249 57H250V58H249ZM28 58H26V61L21 62V63H23V64H21L20 62L18 63L19 68L21 67V68H22L23 70H25V71H26V69H27L28 71H29V70H30V71H33V69L35 68V67H34V64L32 65L31 60H29ZM64 58H65V60H66V62L64 61V63H70V62H71V64H70L71 67H70V66H67L68 68L65 69V66H64V65H68V64H63V65H62V62H63ZM81 58H82V59H81ZM96 58H97V59H96ZM136 58H137V59H136ZM152 58H153V57H152ZM157 58H158V57H157ZM220 58H221V60L219 61ZM87 59H88V62H87ZM95 59H96V60H95ZM100 59H101V60H100ZM128 59H129V60H128ZM131 59H132V58H131ZM138 59H140V60H138ZM141 59H142V60H141ZM170 59H172V58L170 57L169 60H170ZM173 59H174V58H173ZM177 59H178V57H177ZM223 59H224V60H223ZM226 59H228V60H226ZM237 59H238V60H237ZM253 59H254V58H253ZM80 60H81V61H80ZM92 60H93V61H92ZM97 60H98V62H97ZM123 60H124L125 62H124ZM126 60H127L128 62H126ZM187 60H188V61H187ZM225 60H226V61H225ZM235 60H237V61L235 62ZM240 60H241V61H240ZM28 61L30 62V64L28 63ZM67 61H69V62H67ZM75 61H76L77 63H76ZM78 61L80 62V65H78V63H79ZM84 61H86V62H84ZM90 61H92L91 63H92V64H95V65L90 64ZM94 61H95V62H94ZM99 61H100V62H103V64H102V63H99ZM223 61H224L225 63H224ZM244 61H246V62H244ZM24 62H25L26 64L28 63V64L30 65V68H31V66L34 67V68H31L32 70L29 69V65L27 64L28 66H26V64H25ZM123 62H124V63H123ZM138 62H139V63H138ZM142 62H143V61H142ZM159 62L162 64V67L160 66ZM248 62H249V63H248ZM81 63H82V65H81ZM84 63H85V65H84ZM87 63H89V65H88ZM96 63H97V64L99 63V64L96 65ZM107 63H108V65L106 66ZM126 63H127V64H126ZM150 63H151V65H150ZM157 63H158V64H157ZM176 63H177L178 65H176ZM193 63H192V64H193ZM246 63H247L248 65H247ZM20 64H21V65H20ZM104 64H105V65H104ZM124 64H125V65H124ZM163 64H164V65H163ZM218 64H219V65H218ZM221 64H222V65H221ZM226 64H228V67H227ZM236 64H238V65H237V67L239 66L238 68H237V67L234 68V67L236 66ZM245 64H246V66H245ZM22 65H23V66L25 65V66L22 67ZM99 65H101V66H99ZM103 65H104V66H103ZM110 65H112V66L110 67ZM145 65L147 66L146 68H145ZM153 65H154V67L152 68ZM156 65H157V66H156ZM179 65H180V67H179ZM183 65H184V66H183ZM223 65H224V67H223ZM225 65H226V66H225ZM242 65H243V66H242ZM81 66H82V67H81ZM85 66H86L89 70H85V69H83V68H85ZM90 66H91V67H90ZM95 66H99V67L94 68ZM142 66H144V67H142ZM150 66H151V67H150ZM219 66H220V67H219ZM258 66H259V65L256 66L257 69H255V70H256L257 72H258V70H259L258 73H260V74L257 73V75L254 76V81H256V82H254V83H256V84H258V83L261 81L260 79H262L263 76H264V75H263V76L261 75V73L264 74V70L262 71V70L260 69V68H262L261 65L259 66L260 68H259ZM26 67H28V68H26ZM104 67H105V68H104ZM128 67H125V68H128ZM141 67H142V68H141ZM157 67H158V68H157ZM240 67L242 68V70H241ZM21 68H20V69H21ZM91 68H92V69L94 68L93 70H95L96 73H95ZM102 68H103L104 71H105V70H106V71L104 72L103 70H101ZM154 68H156V70H155ZM203 68H204V67H203ZM208 68H209V67H208ZM239 68H240V69H239ZM143 69H142V70H143ZM158 69H159V70H158ZM178 69L181 70V71H179ZM238 69H239L240 72L238 71ZM243 69H244V70L246 69V70L244 71ZM65 70H66V72H65ZM67 70H68V71H67ZM83 70H85V71L83 72ZM90 70H91V71H90ZM99 70H100V71H99ZM123 70H125V71H123ZM169 70H170V71H169ZM175 70H176L177 72H176ZM187 70H188V69H187ZM203 70L205 71V74H206V72L208 71V72L213 76V77H212V76L208 73V74L210 75V78L212 77V78H211L212 83L210 82V78H209V77L207 78V76L204 74V71H203ZM249 70H250V69H249ZM101 71H103V74H102ZM149 71H151L152 73L149 72ZM156 71H157V72H156ZM174 71H175L176 73H175ZM241 71H242V72H241ZM246 71H247V72H246ZM260 71H261V72H260ZM98 72H99V73H98ZM100 72H101V73H100ZM145 72H146V71L144 70V72H143L144 75H148V76H150V75L147 74V73L145 74ZM165 72H166V74H165ZM178 72H179V73H178ZM181 72H183V73H182L183 76L185 75V77H189V78L193 77L194 79H193V78H192L193 80H192V79H191V80L188 79L190 82L186 80L187 78L183 80V78H181V77H183V76L180 74ZM188 72L193 73L192 76H189V75H191V74H189ZM143 73H142V74H143ZM174 73H175V74H174ZM202 73H203V74H202ZM213 73H214L216 76H214ZM242 73H243V74H242ZM101 74H102L103 76H102ZM200 74H201L202 76H200ZM238 74H239V75H238ZM244 74H245V75H244ZM124 75H126V74H124ZM162 75H163V76H162ZM177 75H178V76H177ZM204 75H205V77H203ZM209 75H208V76H209ZM223 75H222V76H223ZM122 76H123V75H122ZM122 76H121V77H122ZM127 76H129V75H128V72H127ZM127 76H123V78L125 79ZM135 76H134V77H135ZM138 76L135 77V78H139ZM217 76L219 77V79H220L222 82H219V81H220L219 79H218V82H216L217 80L213 79V78H215V77L218 78ZM224 76H225V75H224ZM224 76H223V77H224ZM239 76H242V77H239ZM258 76H259V77H258ZM260 76H262V77L260 78ZM121 77H120V78H121ZM130 77H132V76H130ZM134 77H132L133 80L130 81L131 83H133V81H134V79H135ZM151 77H152V76H151ZM155 77H154V78H155ZM161 77H164V78L167 77V78L163 79V78H161ZM223 77H222V78H223ZM246 77H249V79L246 78ZM251 77H252V78H251ZM101 78H102V79H101ZM123 78H121V80L118 78V79H119V80L117 79L118 81L115 80V82L113 83V85H116V84H117V85H119V87H120V84H118V83H119V81L122 82ZM224 78H226V77H224ZM224 78H223V80H224ZM239 78H241L242 80H241V81L239 80V82H238L237 79H239ZM245 78H246V79H245ZM255 78H257V79H255ZM145 79H146V78H145ZM148 79H150V80H152V81H150V80H148ZM167 79H168V80H167ZM204 79H206V83H207L208 86L205 84V80H204ZM212 79L214 80L215 83H213V80H212ZM243 79H244V80H243ZM258 79H259L260 81H259ZM198 80H199V82H198ZM208 80H209V81H208ZM226 80H228V79L226 78ZM257 80H258V83H257ZM141 81H140V82H141ZM148 81L151 82V83L154 82V83H152L153 85H152L151 83H148ZM162 81H163V82H162ZM183 81H184V82H183ZM191 81H192V82H191ZM193 81H194L195 83H194ZM130 82H129V84L126 83L128 88L130 87V86H128V85H131ZM144 82H145V83H144ZM186 82H187V84H186ZM188 82H189V83H188ZM200 82H201V83H200ZM208 82H209V83H208ZM223 82H224V84H223ZM241 82H242V83H241ZM122 83L124 84L125 81L123 80ZM122 83H121V84H122ZM147 83H148V84H147ZM159 83H160V84H159ZM190 83H191V85H190ZM199 83H200V84H199ZM210 83L213 84V85H211ZM216 83H217V85H216L217 87L215 88L214 84H216ZM219 83H221L220 85H222V88H221V86L218 87V86H219V85H218ZM123 84H122V85H123ZM149 84H150V87L147 86V85H149ZM161 84H162V85H161ZM183 84H184V85H183ZM188 84H189V85H188ZM240 84H239V85H240ZM263 84H264V83H263ZM263 84L260 83V85H257V86H259V87L261 88V89L259 88V91H261L262 89L264 90V85H263ZM94 85L97 87V84H93L92 87H93ZM122 85H121V88H119L118 86H117L116 88L113 87V90L119 88V89H121V92H120V90L118 91V89H117V91H118L120 94H123V95H124L125 93H122V90L124 91V89L126 88V85H123V86H122ZM133 85H134V87L136 86L134 83H133ZM133 85H131V86H133ZM187 85L189 86V88H188ZM209 85H210V86H209ZM262 85H263V86H262ZM95 86H94V87H95ZM151 86H152V87H151ZM185 86H186V87H185ZM190 86H191V88H190ZM201 86H202V87H201ZM206 86H207V87H206ZM123 87H125V88L123 89ZM136 87H137V86H136ZM148 87H149L150 89H149ZM169 87H170V88H169ZM181 87H182V88H181ZM205 87H206V88H205ZM262 87H263V88H262ZM128 88H126V90H125L124 92H126ZM137 88H138V87H137ZM145 88H146V89L148 88V89L146 90ZM153 88H154V89H153ZM176 88H177V89H176ZM180 88L182 89V92L180 91V90H181ZM183 88H184V89H183ZM187 88H188V89H187ZM198 88L201 89V90L199 91ZM210 88H211L212 90H213V89H217V88H219V89H222L223 92H224V91H225V92L223 93L221 90L217 89V90H218V91H217L218 93H216L215 90H213V93L209 95V93L212 91ZM167 89H168V90H167ZM204 89H207V91H208V89L211 90L210 92H208V95H207V93H206V98H205V92H207V91H204ZM225 89H226V90H225ZM132 90H133V91H132ZM142 90H141V91H142ZM145 90H146V91H145ZM185 90H186V92H185ZM115 91H116V90H115ZM115 91H113V92L115 93ZM117 91H116V92H117ZM138 91L140 92V90H138ZM168 91H169V92H168ZM203 91H204V93H203ZM219 91H220V93L224 94V99L221 98V97H223V95L220 96L221 94H219ZM118 92H117L116 94H118ZM147 92H148V91H147ZM173 92H175V93L173 94ZM190 92H187V93L190 95V94H191ZM226 92H228V94H227ZM261 92H262V91H261ZM114 93H113V94L111 93V96L116 95V94H114ZM214 93H216L217 95H216V94L214 95ZM225 93H226V94H225ZM263 93H264V91L262 92V94H263ZM127 94H125V95H127ZM188 94H187V95H188ZM152 95L150 94L149 96L151 97ZM164 95L162 96V99L160 100V102H161V106H159V104H160L159 101H156V102L158 103V104H157V103L153 100V98H152V100H153V104L151 103V102H152L151 100H150L149 102H147V101L150 99L149 96L147 97V98H149L148 100H147V99H145V100L143 99L144 101H146V103H143V101H142V103H141V102H140V103H141V104H147V103H148L149 106H147V108H148L149 110H148L147 108H146V109L148 110L149 114L151 113L152 115H157L158 113H160L159 111H162V109H163V105H162L163 102L165 103V101H166V104L168 103V101L171 102L170 100L166 99ZM182 95H183V97H182ZM187 95L185 96L186 98L189 97V96H187ZM193 95L190 96V98H191L192 100H194V99L192 98ZM203 95H204V96H203ZM213 95H214V96H213ZM225 95H228V97L226 96L227 98H225ZM135 96H136V98H135ZM137 96L140 97V98H138ZM141 96H142V97H141ZM145 96H144L143 98H145ZM161 96H159L158 99L161 98ZM178 96H179V98L177 99ZM196 96H195V99H196ZM201 96H202V97H201ZM132 97H133V98H132ZM163 97H164L165 99H163ZM171 97H172V98H171ZM231 97L234 98V100H233V99L231 100ZM137 98H138V99H137ZM190 98H188V99L190 100ZM209 98H210V97H209ZM211 98H210V100H211ZM222 99H223V100H222ZM225 99H226V100H225ZM156 100H157V99H156ZM164 100H165V101H164ZM198 100H199V101H198ZM200 100H201V99H197V101H198L199 103L203 102V99H202L201 102H200ZM207 100L210 101L209 99H206V100H204V101L208 102ZM174 101H175V98H174ZM135 102H136V101H135ZM138 102H139V101H138ZM154 102H155V103H154ZM133 103H134V102H133ZM150 103H151V106H152V105L154 106V104H156V105H158L160 108L162 107L161 110H160L159 107H158L159 109H158V108L156 109V110H158V111H156L157 113L155 112V110H153V108H152V110H151ZM203 103H204V102H203ZM203 103H202V104H203ZM222 103H221V107L225 105V103H224L223 105H222ZM141 104H140V105H141ZM148 104H147V105H148ZM166 104H165V105H166ZM231 105H230V106H231ZM95 106H96V107H95ZM100 106H102V104H100L99 106H98L97 104H96V105H93V106H92V111H94V112L96 111V113L99 112V114L97 115V117H99V118H104V117H105L104 114H105V110H106V109L103 107V109L101 110V107H100ZM142 106H145V105H142ZM94 107H95V109H94ZM149 107H150V108H149ZM154 107L156 108V106H154ZM221 107H220V110H222L223 108H225V109L227 108V109H226V111H227V110L229 109V106L227 107V105H226L225 107H223V108H221ZM98 108H99V109H98ZM234 109L236 110L237 107L234 108ZM234 109H233V107H231V108L229 109L230 112H228V113H232L233 111H235ZM220 110L218 109V111L216 112V116H217V115H218L217 117H222V116H223L222 118H224V117H225V116L223 115V114H224V113H223V110H224V109H223L222 111H220ZM229 110H228V111H229ZM237 110H238V109H237ZM101 111H102V112H101ZM151 111H152V112H151ZM224 111H225V110H224ZM101 113H102V114H101ZM219 113H220V114H219ZM225 114H227V113L225 112ZM99 115H100V116H99ZM225 134H226V133H222L221 135H223V136L220 137V141H222V143L224 142V144H226V143L228 142V137H229L227 134H226V136H225ZM221 138H222V139H221ZM225 138H226L227 141H224ZM230 139H231V138L229 137V141L231 142ZM224 144H221V142H220V147H222V146H223V147H222V148L219 147V149H221L222 151L225 149L224 152H226V154H229V148H228V145H229V147L231 146V148H233V147H232V144L230 145L229 142H228V144H227L226 146H225ZM221 145H222V146H221ZM223 148H224V149H223ZM231 148H230V149H231ZM227 149H228V151H227ZM231 150H234V151L236 150L235 152H240V151H241V153H242V152H244V153L246 152L244 149H241V150L239 149V151H237V149H234V148H233V149H231ZM231 150H230V152H231L230 154L233 153ZM184 151H185V150H184ZM235 152H234V156H233V154H232V158L235 157ZM182 153H183V152H182ZM182 153H181V156H183ZM184 153H185V152H184ZM230 156H231V155H230ZM236 157H237V156H236ZM194 159H195V158H194ZM194 159L192 160L193 163L190 161L191 159H190V160H189V158H188V160L185 159V161H186V160H187V161H190V164H189V162H187L188 164H186V166H185V167H187V169L185 168L186 170H183L184 172L186 171V173L189 174L190 171H192V172L196 171L195 169H197V166H196V162H195ZM234 159H236L237 161L234 160ZM228 161H229V160H228ZM228 161H227L226 163H225V161H224V164L227 166V168H229V165L232 164V165H231L232 168L230 167L229 170H232V173H233V174L230 175L231 177H230V182L228 183V186L231 185V183H232V179H233V177H234V179H233V180H234V181H233L234 183H233L230 187L233 186V187H232L233 194L236 195L237 199H235V202H234V200H233V201H232V200L229 201V203H230L231 205H230L228 202L225 201L226 204L228 203V204H229L228 206H231L230 208H232V210H231V209H230V210H231L232 213H234V212L236 213V211H237V207L239 206V208H240V206L242 205V202H246L245 200L242 201V200L244 199V198H243L244 195H245V198L248 197L246 200L258 201V204H256L255 206H252V208H256V209H254L255 213L253 212V213H254V216H256V219L258 220V218H259V221H260V220L262 221V219L264 218V212H263V211H264V191L262 192V190H264V189H263V188H264V186H263V185H264V183H263V182H264V181H263V180H264V177L261 176V174L264 175V174H263V173H264V170H262V169H264V163L262 164V167H263V168L261 167V165H259V168H258L256 165H253V164H251V166H249L248 164H250V162H248V161H245V163H246V162L248 163V164L246 163L247 165H246L245 163H242V162H241V161H243V160H240V159H239V161H240V162H239V161H238V157H237V158H233V159H231V162L229 161L231 164L228 163ZM234 161L237 163V166H238V167H237V166H234V165H236V164H234V163H235ZM194 162H195V163H194ZM191 163H192V164H191ZM240 163H242V165H241ZM227 164H228V165H227ZM239 164H240V165H239ZM243 164H244V165H243ZM191 165H192V166L195 165L194 168L191 167ZM248 166H249V168H250L251 170L248 169ZM189 167H190V168H189ZM240 167H241V168H240ZM246 167H247V168H246ZM188 168L191 169V170H189ZM236 168H237V169H236ZM239 168H240V169H239ZM242 168H244L245 170L242 169ZM252 168H253L254 170H252ZM257 168H258V169H257ZM261 168H262V169H261ZM234 169H235V170H234ZM247 169H248V170H247ZM233 170H234V171H237V173L235 172L236 174H234V171H233ZM239 170H241L240 173H239ZM249 170H250V171H249ZM243 171L245 172V174H247V171L249 172V174H251V175L247 174V176L249 175L248 180H251L252 183H253V181H256L254 172L257 171V172H256V178H257V181H258L259 183H258V182H254L255 185H256L255 188L253 187V186H254V183H253V184H252V183H247L248 185L246 184L247 181H244V180H246L245 177H247V176H243V174H244ZM251 171H252V172H251ZM242 172H243V173H242ZM262 172H263V173H262ZM194 174L196 175V173H193V174H191V176L194 175ZM189 175H190V174H189ZM195 175H194V176H195ZM239 175H240V177H239ZM253 175H254V176H253ZM186 176H187V175H186ZM251 176H252V177H251ZM187 177H188V176H187ZM238 177L240 178V180L238 179ZM242 177H243V178H242ZM184 178H185V176H184ZM192 178H193V177H190L188 181H190V179H192ZM249 178H250V179H249ZM252 178H254L255 180L253 179V181H252ZM241 179H244V180L242 181ZM236 180H237L238 182H239V181H240V182L238 183ZM42 181H43V180H40V182L38 181V183H41ZM260 181H261V184L263 183L262 185H259V184H260ZM236 182H237V183H236ZM241 182L243 183V186H244L246 189L243 188ZM248 182H249V181H248ZM44 183H45V184H44ZM44 183L42 184V186H43L42 188H43V191H44V193H45L46 198L41 197V196H36V197L34 198V200L32 201V205L35 207V209L38 210V208H39V207H38V205H39L38 203H39V202H41V203L44 202V204L46 203V205H48V207L51 209L50 211H52L54 214H56V215H58L59 217H61V220H62V221L64 220L63 222L66 223V224L60 226V227H61V228H60L61 231L64 232L65 230H69V228H68L69 226H74V227H76L79 231H82V232L84 233V232H85L84 227H83V225H81V224L79 223V220L77 219L78 217L75 215V213H72V214H66V213L63 212V210H61L59 207H55V206H53V204H52V206H49L50 203H54V202L57 203V202H58V201H56V195L59 194V186H60V185H59V183L57 182L56 177H55V178L47 179V180L44 181ZM235 183H236V185H235ZM240 183H241V184H240ZM244 184H245V185H244ZM250 184H251V186L249 187ZM257 184H258V185H257ZM235 186H237L238 188L235 187ZM239 186H240V187H239ZM246 186H247V187H246ZM257 186H258V187L260 186L261 188L259 187L258 190H256ZM247 188L250 189V191H249ZM253 188L257 191V192H256L257 194L255 193V191H253ZM240 189H241V190H240ZM244 189H245V191L248 190V192L243 191ZM259 189H260V190H259ZM234 190H235V191H234ZM240 191H241V194H240ZM259 191H261V194H259ZM235 192H236L237 194H236ZM251 192H253V195H254V194H256V195L253 196V195L251 194ZM248 193H249L250 195H247ZM243 194H244V195H243ZM260 195H262V196H260ZM252 196H253L254 198H253ZM239 197H240V198H239ZM241 197H242V198H241ZM251 198H252V199H251ZM47 199H48V200H47ZM241 199H242V200H241ZM237 200H238V201L241 200V201H242V202L240 201L241 204H240ZM38 201H39V202H38ZM236 201L238 202V204L236 203ZM232 203H234V204L236 203L237 206H236V204H235L234 206H236V207L233 208L234 206H232ZM262 203H263V204H262ZM192 204H193V203H191V204L189 205L188 209H190V208H191V209L194 208V204H193V205H192ZM261 206H262V207H261ZM46 207H47V206H46ZM76 207H77V208H76L77 210H78V209H81V206L79 207L78 204H76ZM20 208H21V207H18V209H16L17 211L15 210V212H14V211H13V212H8V215H7V213H6V222H7V224H8V225H11V227H16V228H18V227H20V226H22V225L24 224V226H26V227H28V228H31V227L33 226V221H34V220L31 219V218L29 219V217L26 216V213H25L26 210H25L24 208H22L21 210H20ZM239 208H238V209H239ZM261 208H262V209H261ZM194 209H195V208H194ZM235 209H236V210H235ZM23 210H24L25 212H23ZM260 210H261V211H260ZM78 211H79V210H78ZM195 211H196V210H195ZM259 211H260V212H259ZM18 212H19V213H18ZM20 212H21V215H22V216H25V217H24L25 220L22 219L23 217L20 215ZM184 212H185V211H184ZM187 212L189 213V211H187ZM237 212H238V211H237ZM256 212H257V213H256ZM262 212H263V213H262ZM22 213H23V214H22ZM24 213H25V214H24ZM79 213H81V212H79ZM188 213H187V214H188ZM191 213H193V210H191V212L188 214L189 216L187 215L188 218L191 220V221H188V224H190L192 221H193V222L196 221V220L192 219L193 215L195 216V214L191 215ZM258 213H262V214L259 215ZM182 214L184 215L183 212H182ZM236 214H237V213H236ZM19 215H20V216H19ZM82 215H83V212H82ZM190 215H191V216H190ZM252 215H253V214H252ZM196 216H197V215H196ZM19 217H20V218H19ZM37 217H41V214L38 213V214H37ZM223 217H224V216H222V218H223ZM226 217H228V216H226ZM226 217H224V219H225ZM229 217H230V216H229ZM229 217H228V218H229ZM193 218H195V217H193ZM195 219H196V218H195ZM224 219H222V220L225 221L227 218H226L225 220H224ZM227 220H228V219H227ZM243 220L245 221V219H243ZM229 221H230V218H229L228 221H225L224 223L229 222ZM244 221H243V222H244ZM8 222H9V223H8ZM193 222H192V223H193ZM197 222H198V221H196L195 223L197 224ZM195 223L192 225V226H194V227L189 228V229H193V228H194V230H195V228H199L200 225H198V224L196 225ZM260 223H262V225H263V223H264V219H263V221L260 222ZM184 224H186V223L184 222ZM50 225L52 226L53 223H50ZM80 225H81L82 228L80 227ZM195 225H196L197 227H195ZM189 226H191V225H189ZM203 226H205V223H204ZM203 226H202V228H204ZM206 226H207V228H206V227H205V228H206V231H207V232H205L204 229H203V231H202V229H198V230H200V231H195V232H197V234L200 236V237H199L198 235H192V236H195V237L197 238V239H196V238L194 237L195 240H198L199 238H200L199 240H202V239L204 240V238H205L206 236H208L209 234L212 235V233H213V234L217 233V232H215V231H212V232H209L208 235L206 234V236H205V235H202V234H204V233H208V230H209V229L212 230V229H211V223H209V224L206 223ZM208 226H210V228H209ZM245 226H246V224H244V228H243V229H245ZM85 229H86V228H85ZM196 230H197V229H196ZM210 230H209V231H210ZM185 231H186V230H185ZM185 231H184V230L182 231L183 234H186V233H187V231H186V233H184ZM191 231H192V230H191ZM238 231H239V230H238ZM238 231H237V232H238ZM45 232H46V231H45ZM48 232H49V231H48ZM188 232H190V231L188 230ZM199 232H200V233L204 232V233H202V234L200 235ZM60 233H61V232H60ZM190 233L192 234V232H190ZM193 233H194V231H193ZM43 234H44V233H43ZM45 234H47V232H46ZM49 234L51 235V233H49ZM49 234H47V236H48L49 238H51ZM187 234H188V233H187ZM217 234H218V233H217ZM217 234H215V236L213 235V237H212V236L206 237V240H204V241H208V240H210L211 244H213V245H214V244L216 243V241H217L216 244H218V242H219L220 244H222V247L224 246L222 249H224L225 247L229 246L228 243L225 244V242L222 241V239H227V238H224V237H225L224 235H222V237H221V234H220V235L218 234V235H219V237H218ZM47 236H45V237H47ZM57 236H58V235H57ZM197 236H198L199 238H198ZM202 236H203V237H202ZM204 236H205V237H204ZM223 236H224V237H223ZM45 237H44V240H45ZM104 237H105V236H104ZM104 237H102V238H104ZM107 237H108V236H107ZM184 237H185V236H184ZM210 237H212V240H213L214 237H215L214 239H216V237H217V239H216V241L213 240V243H212ZM237 237H238V235H237ZM95 238H96V236H95ZM108 238H110V237H108ZM188 238H191V236L188 237ZM207 238H208V239H207ZM220 238H222V239H221L222 242L219 241ZM46 239H47V238H46ZM96 239H97V241H96ZM96 239L94 240V243H92L93 240H92V241H88V240H87V241H86V240H85V241H84V240H74V243L76 242L75 244H77L76 251H77V252H78V251H81V250L83 251V252L81 251V252H82L81 254H80V252H78V253L80 254V256L73 255V253H72L71 255H69V254H70V253H69L70 250H71L70 252H73V251L75 250V246H74V244L72 243L73 241H72L71 243H72L73 246H74V247H73L74 250H73V249H70V247L72 248V245H71L70 247L68 246V244H70V243H68V244L65 243V246H68V249H69V251H68V255H69V256L65 254V252H66L68 249H67L65 252L62 251V252H64V254H63V253H60V254H63V255H65L66 257H70V256H72V257H70V258H72V259H70L71 262H73L72 260H74V259L78 260V258H74L75 256H76V257H80V259H79L80 261H79V262H81V259H82L81 257L83 256L82 254H88V253H86V252L84 253V251H85L86 248H87L86 251H88L89 254H90V253H92V251H94L93 253H95L96 251L100 252L101 249H103V251H104V250H105L104 248H106V249L108 248L107 250H110L111 247H113V245H114L113 242L109 241L111 238L108 240V243H107V244L105 243V241H106V237L104 238V241H103V242H102L103 239L101 240V238H99V236H97ZM98 239H99V240H98ZM185 239H186V238H185ZM185 239H181V240H185ZM42 240H43V239H41V241H42ZM48 240H49V239H48ZM48 240H46L47 247H48V244L51 243V242H47ZM51 240H52L53 242H55V241H54V240H55L54 237H53V239H51ZM51 240H49V241H51ZM100 240H101V241H100ZM111 240H112V239H111ZM187 240H188V239H187ZM191 240H192V239H191ZM193 240H194V239H193ZM203 240H202L199 244H202V242H204ZM98 241H100V242H98ZM43 242H45V241H43ZM106 242H107V241H106ZM110 242H111V245H110ZM208 242H209V241H208ZM210 242H209V244H210ZM114 243H115V240H114ZM51 244H53V246H54V243H51ZM90 244H91V245H90ZM92 244H93V245H92ZM99 244H100V245H99ZM199 244H198V245H199ZM209 244H208V245H209ZM216 244H215V246H216ZM79 245L82 246V247H81V248H80V247L78 248ZM103 245H104V246H103ZM225 245H226V246H225ZM50 246H52V245H50ZM53 246H52V247H53ZM63 246H64V245H63ZM84 246H85V247H84ZM106 246H107V247H106ZM109 246H111V247L109 248ZM201 246H202V245H199V248H200ZM205 246H206V248H205ZM215 246H214V247H215ZM218 246H219V244H218ZM218 246H217V248L220 247V246H219V247H218ZM194 247H195V246H194ZM194 247H193V248H194ZM197 247H198V246H197ZM207 247H208V248H207ZM209 247H210V246H207V243H205V245L202 246L203 249H206V250H207V249H211V251H212L213 247H212V248H209ZM48 248H50V247H48ZM53 248H54V247H53ZM64 248H67V247H64ZM83 248H84V250H83ZM98 248H99V249H98ZM199 248H196V249L199 250V251H197L196 249H195V250H196L197 252H199V253H200V252L203 253L204 250L202 251V249L200 248V249H201V251H200ZM217 248H214L213 251L216 252L217 250L215 251V249H217ZM227 248H228V247H227ZM77 249H78V250H77ZM79 249H81V250H79ZM96 249H97V250H96ZM222 249L220 248V250H219V249H218V250L221 251ZM63 250H65V249H63ZM72 250H73V251H72ZM91 250H92V251H91ZM206 250H205L204 252H207V253H208V251H210V250H208V251H206ZM225 250H227V249H225ZM76 251H74L75 254L77 253ZM90 251H91V252H90ZM103 251H101V252H103ZM196 251H194V252H196ZM211 251H210V252H211ZM219 251H218V252H219ZM222 251H223V250H222ZM104 252H105V251H104ZM192 252H193V250H192ZM194 252H193L194 256L197 254V256H195V258H197L196 260L199 261L200 258H198V257H199V256H202L203 254L201 253L202 255H201V254L198 255L199 253H194ZM207 253H205L204 256H202V259H204L205 256L207 257V259H209V258L212 256V255H209V253H208V254H207ZM79 254H77V255H79ZM210 254H211V253H210ZM212 254H213V253H212ZM207 255H208V256H207ZM65 256H64V257H65ZM73 256H74V257H73ZM209 256H210V257H209ZM59 257L61 258L62 256H59ZM66 257H65V261L69 262V258H66ZM203 257H204V258H203ZM208 257H209V258H208ZM53 258H57V259H58V260L55 259V262H54L55 264H56V263H57V264H61V263H60V262H61V259H59L58 257H53ZM53 258H52V259H53ZM52 259H51V262H53V260H54V259H53V260H52ZM62 259H64V258L62 257ZM56 261H58V262H56ZM65 261H64V262H65ZM74 262H75V261H74ZM69 263H70V262H69ZM82 263H83V264H87V263H84V262H82ZM62 264H63V262H62Z\"/></svg>",
    "mask_w": 264,
    "mask_h": 264
}]
</instances>
